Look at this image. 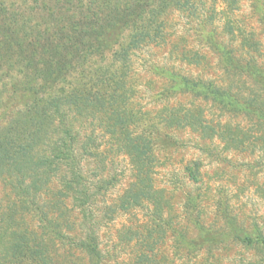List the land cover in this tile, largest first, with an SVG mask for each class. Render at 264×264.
<instances>
[{
    "label": "trees",
    "instance_id": "trees-1",
    "mask_svg": "<svg viewBox=\"0 0 264 264\" xmlns=\"http://www.w3.org/2000/svg\"><path fill=\"white\" fill-rule=\"evenodd\" d=\"M250 3L259 33L240 21L237 0H0V264H105L100 228L123 216L136 220L117 232L121 245L133 243L128 264H219L216 251L229 244L264 264L262 227L240 225L221 199L220 226H205L201 209L185 226L174 190L155 179L177 132L225 151L264 148V0ZM174 13L195 22L222 78L167 75L166 94L200 103L152 115L135 106L131 57L168 40ZM119 157L130 179L109 198L116 176L104 175ZM184 171L201 182L200 164ZM206 194L185 193L182 211L192 215Z\"/></svg>",
    "mask_w": 264,
    "mask_h": 264
},
{
    "label": "rangeland",
    "instance_id": "rangeland-1",
    "mask_svg": "<svg viewBox=\"0 0 264 264\" xmlns=\"http://www.w3.org/2000/svg\"><path fill=\"white\" fill-rule=\"evenodd\" d=\"M237 4L240 7L237 13L240 21L259 33L260 24L250 0H237ZM169 24L170 36L164 44L145 47L131 57L136 88L135 106L152 115L164 105L171 107L183 104L189 107L200 103L185 95L170 97L166 94L164 87L169 84L167 75L180 74L218 82L222 78L216 55L201 45L197 39L195 22L174 13L169 19ZM181 50L198 51L202 59L197 64H186L179 59ZM262 50L264 54V48ZM174 135L178 140V146L160 154L161 164L155 179L159 185L171 186L174 190L172 204L175 212L181 213L180 219H183V224L188 226L190 217L201 209V216L203 215L201 221L205 226H220V220L215 218L214 210L216 199H221L228 201L229 211L240 225L250 228L256 223L264 229V148L258 144L248 150L225 151L222 143L202 141L196 134L188 131L177 132ZM189 163L200 164L202 180L197 185L191 184L185 174V166ZM88 168H92V164H89ZM104 176L108 179L116 176L115 187L110 191L112 195L109 198L120 194L130 179L127 159L119 157L112 165H108ZM203 191H207L204 196L206 200L201 201L192 215L191 211H182L185 193L190 192L194 195ZM3 196L4 191L0 184V199ZM137 216L141 221L145 219L143 213ZM132 218L118 217L110 227L100 228V249L108 257L105 264H128L132 258L133 243L121 245L117 233L123 226L135 225L136 220ZM189 230L191 233L194 232L191 227ZM162 253L168 259L172 258L170 241H165ZM261 256L253 251L245 252L234 244L216 251L219 264H237L245 260L252 264L254 262L261 264L259 263L262 262Z\"/></svg>",
    "mask_w": 264,
    "mask_h": 264
}]
</instances>
